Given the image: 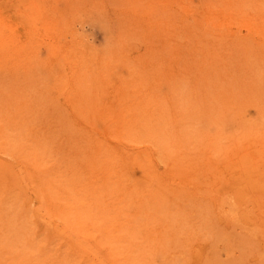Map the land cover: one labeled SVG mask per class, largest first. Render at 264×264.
Segmentation results:
<instances>
[{"label": "rangeland", "instance_id": "374dc122", "mask_svg": "<svg viewBox=\"0 0 264 264\" xmlns=\"http://www.w3.org/2000/svg\"><path fill=\"white\" fill-rule=\"evenodd\" d=\"M0 264H264V0H0Z\"/></svg>", "mask_w": 264, "mask_h": 264}, {"label": "bare ground", "instance_id": "6f19581e", "mask_svg": "<svg viewBox=\"0 0 264 264\" xmlns=\"http://www.w3.org/2000/svg\"><path fill=\"white\" fill-rule=\"evenodd\" d=\"M0 29H2V28H0Z\"/></svg>", "mask_w": 264, "mask_h": 264}]
</instances>
